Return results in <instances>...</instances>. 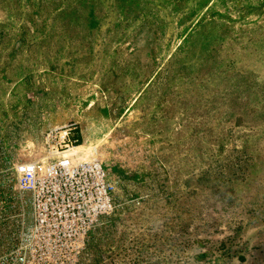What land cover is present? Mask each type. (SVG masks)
<instances>
[{"label": "rangeland", "instance_id": "374dc122", "mask_svg": "<svg viewBox=\"0 0 264 264\" xmlns=\"http://www.w3.org/2000/svg\"><path fill=\"white\" fill-rule=\"evenodd\" d=\"M68 124L116 185L81 264H264V0H0V174Z\"/></svg>", "mask_w": 264, "mask_h": 264}, {"label": "built area", "instance_id": "2783aa9c", "mask_svg": "<svg viewBox=\"0 0 264 264\" xmlns=\"http://www.w3.org/2000/svg\"><path fill=\"white\" fill-rule=\"evenodd\" d=\"M74 129H47L41 154L2 170L0 264H81L92 230L114 214L116 185Z\"/></svg>", "mask_w": 264, "mask_h": 264}, {"label": "trees", "instance_id": "16d2710c", "mask_svg": "<svg viewBox=\"0 0 264 264\" xmlns=\"http://www.w3.org/2000/svg\"><path fill=\"white\" fill-rule=\"evenodd\" d=\"M81 142H79L80 144ZM223 247V246H222ZM228 253V249H224V250H220V253L215 255L214 257H211L207 252H199V253H196V254H193L192 256V260L196 261L197 264H224L223 261H222V258L225 256L226 253ZM228 255V254H227ZM172 254L171 253H168L167 255H165V257H162V258H158V259H163V260H174L172 257ZM178 256L176 255L175 256V259L176 261H179V259L177 258ZM149 259V256L147 257ZM238 258L240 260H243L244 257L243 255H239ZM145 260H146V257H145ZM145 260H142L143 262ZM157 260V259H155ZM186 261V260H185ZM184 261V262H185ZM147 262V260H146ZM135 264V263H133ZM149 264V263H148ZM163 264V263H162Z\"/></svg>", "mask_w": 264, "mask_h": 264}]
</instances>
